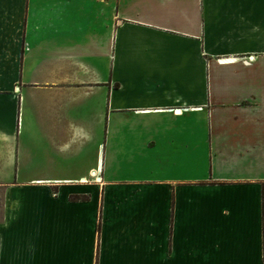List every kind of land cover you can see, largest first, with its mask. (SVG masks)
<instances>
[{"label": "crops", "instance_id": "1", "mask_svg": "<svg viewBox=\"0 0 264 264\" xmlns=\"http://www.w3.org/2000/svg\"><path fill=\"white\" fill-rule=\"evenodd\" d=\"M0 264H264V0H0Z\"/></svg>", "mask_w": 264, "mask_h": 264}, {"label": "trees", "instance_id": "2", "mask_svg": "<svg viewBox=\"0 0 264 264\" xmlns=\"http://www.w3.org/2000/svg\"><path fill=\"white\" fill-rule=\"evenodd\" d=\"M73 198V197H72Z\"/></svg>", "mask_w": 264, "mask_h": 264}]
</instances>
